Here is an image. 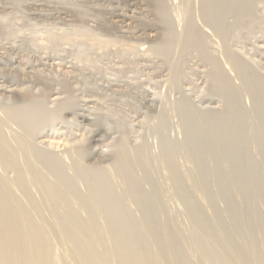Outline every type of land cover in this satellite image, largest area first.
<instances>
[{"label": "bare ground", "instance_id": "6f19581e", "mask_svg": "<svg viewBox=\"0 0 264 264\" xmlns=\"http://www.w3.org/2000/svg\"><path fill=\"white\" fill-rule=\"evenodd\" d=\"M88 1L84 0L81 5L71 10L48 6L41 2H36L35 7L40 8V13L51 15V17L57 14L58 17L66 20L75 15L82 17L86 9L90 7ZM106 1L110 2L109 12L113 15L110 24H104L105 18L102 19L107 29H117L124 36L145 43L149 50L157 54L162 53L171 57L175 55L174 51L197 50L210 64V78H212L210 81L213 82V90L216 91L217 96L223 99V104L216 110L200 112L197 107L195 110L194 106L192 107L187 101L177 100V102L168 103L170 110L177 114L183 124L202 126L204 130H200L209 137L207 138L209 141H206L207 144L213 145L212 147L226 149V151L233 148L238 151L237 148L257 147L264 151V74L259 72L245 55L242 56L244 53H241L239 48L236 50L237 48L234 47L239 32L252 23L251 20L256 11L258 13V10L264 9L262 7L264 0ZM147 17H151V20H147ZM96 18L99 19L97 15ZM255 19L257 20L256 17ZM137 20L140 22L137 23ZM210 40L217 46V55L208 51L207 44L209 45ZM175 57L170 58L172 61L169 63L175 73L174 76L177 75L179 68L176 66L178 62L174 60ZM2 59L0 58V69L3 65ZM169 81L176 83L177 80L171 75ZM7 83H9L8 79L2 81L0 91L11 93L10 90H2V87L4 89L7 87ZM46 100L48 101L47 98ZM40 105L25 104L21 101L15 103L0 101V264H61L62 261L60 262L59 259L61 255L59 257L58 248H55L56 230L62 232L60 238L58 237L59 243L64 246L73 242L85 264H114L117 260L118 264H148L141 259H145L149 254L148 249L152 244L145 245L144 242L143 245L141 241L145 238V233L147 236L150 233L146 231V228H149L148 221L151 215L148 211V200L155 203H153V209L158 208L159 204L157 207L156 200L160 192L158 189L156 191L151 189L150 192L141 190L138 183L142 184L143 178L151 182H154L153 179L161 188V182L165 183L162 185L166 187L169 180H174L180 190L184 179L193 178L194 181L204 183L203 187L196 188L198 197L204 199L208 180L215 178L217 182V173L213 169L208 171L211 166L200 162L202 159H195L198 157L197 151H195L196 157L192 156L193 154L185 155L186 153L182 151L184 146L182 142L185 138L190 140L185 137L187 129L183 130L184 137L179 138L177 143L161 139L162 147L159 146L158 151L154 149L148 151L149 144H145L148 148L144 144L134 148L135 145L129 146L125 139H122L116 144L117 146L115 145L113 153L105 154L98 150H88L89 147L85 148L84 145L78 148L70 146L58 130H55L51 117L45 115L46 111L44 112ZM77 117L74 121L81 119L86 122L91 121L87 115H82L81 119L78 118L79 120ZM103 123L99 120H96L94 125L92 123L94 142L101 141L102 132L105 129ZM195 133L199 134L198 131ZM205 139L202 141L205 142ZM69 159L71 164L66 166L65 162ZM243 160L239 158L231 162L236 173L244 169L242 168L245 165ZM251 162L250 165L253 164V161ZM112 176H116L118 181L122 182L123 191L117 190L115 183L110 180ZM174 183V188L168 186L172 190L176 188ZM182 192L184 195V191ZM169 193L172 192L169 190L167 194ZM132 205L137 207L134 208L137 211L136 214L143 211L144 219L137 220V216H133L135 214L129 213ZM159 226L157 225L156 228ZM162 229L165 230V226ZM221 233L219 231V234ZM150 235L153 238V232ZM110 237L114 240H110ZM170 240L168 239L169 242ZM169 242L165 243V248ZM140 243L143 246L148 245V249L146 247L139 249L138 247L142 246ZM212 252L208 251L205 254L208 262L227 264L219 259L213 260L212 256L215 255H211ZM136 258L141 259L139 261Z\"/></svg>", "mask_w": 264, "mask_h": 264}, {"label": "rangeland", "instance_id": "374dc122", "mask_svg": "<svg viewBox=\"0 0 264 264\" xmlns=\"http://www.w3.org/2000/svg\"><path fill=\"white\" fill-rule=\"evenodd\" d=\"M83 1L0 0V45L2 47L0 58H3L0 86L2 81L8 79L7 87L4 86L5 89L2 87V90L11 91V93L0 91V101L4 103L21 101L25 104L38 103L39 105L43 102L40 106L44 112L46 111L45 115L51 117L55 130H58L70 146L78 148L84 145L85 148L89 147L88 150H98L105 154L113 153L114 147L122 139H125L129 146L135 145L134 148L149 144L150 148L145 145L148 151L153 149L158 151L162 147L160 144L162 140L177 143L179 138L184 137L183 130L187 129L185 137L190 140L185 138L182 142L183 150L180 149L186 153L185 155L193 154L194 157L198 155L196 160L199 158L202 159L200 162L208 163L206 166H211L208 171L213 169L217 173V182L215 178H212V181L208 180L205 198L200 199L196 188L203 187L204 183L194 181L193 178L184 179L186 182H182L183 186H180V190L174 180H169L166 187L170 185L169 187L172 188L174 183L177 188V190L173 189L174 191L162 185L165 183L161 182L160 188L155 180L152 179L154 182H151L143 178L141 181L144 182L142 184L139 182L138 187L147 192L158 189L160 193L159 198L157 196L156 205L158 207L159 204V207L154 206L155 209H153L154 202L151 203L148 200V211L151 215L148 221L150 229L146 228V231L153 232L154 236L152 235L153 238H151L150 233L147 236L144 232L145 238L141 242L143 245L145 242V245L152 244V246L148 249V245L143 246L140 243L142 246L138 248L146 247L149 254L145 259H136L139 261L141 259L148 264L153 262V264H214L212 261L208 262L205 255L208 251H213L211 254L215 255L212 256L213 260L219 259L222 263L264 264L263 149L248 147L237 148L238 151L236 148L226 151V149L212 147L213 145L207 144L209 137L200 130L203 129L202 126L197 124L186 126L177 114L170 110V102H177V100L187 101L192 107L194 106L195 110L197 107L200 112L216 110L222 106L223 99L213 90L210 64L197 50L174 51L173 56L177 57L174 60L179 63L176 65L179 66L178 69L176 68L178 73L174 76L173 68L169 64L173 56L152 52L145 43L124 36L117 29L109 30L104 26L106 23L110 24V20L113 19L112 13L109 12L110 2L107 3L106 0H89L90 7L86 9L82 17L73 13L75 16L66 20L58 17L57 14L51 17V15L40 13V8L35 7L36 2H41L48 6L71 10L81 5ZM262 7L264 8L263 5ZM256 12L250 26H245L244 30L239 32L240 38L237 36L238 40H235L234 47L237 48L236 50L239 48V51L244 53L241 55H245L246 59L264 74V9ZM148 19L151 20V17H147ZM139 22L137 20V23ZM208 43V51L217 55L218 49L215 42L210 40ZM171 75L177 80L176 83L169 81ZM28 94L30 97L27 96ZM39 100H41L40 103ZM82 115L89 116L92 122L82 121ZM76 117L81 120L74 121ZM96 120L104 122L105 127L101 141L98 143L92 140L93 125ZM201 138L203 140L206 138L205 142ZM206 151L208 154L204 153ZM232 156H234L233 159ZM239 158L244 159L245 165L242 166L243 170L236 173L231 162ZM251 161H253L252 165H250ZM65 164L70 165V159ZM228 166H230L229 169ZM157 172L159 173L158 170ZM110 180L115 183L119 192L123 191L124 185L116 176H112ZM142 185L144 188L141 187ZM118 187L122 188L118 189ZM169 190L172 192L169 193L171 196L167 194ZM180 193L181 196H179ZM134 208L137 207L132 205L129 213L135 214L133 216H137V220L144 219L143 211L136 214L137 211ZM152 214H154L153 217ZM157 215H159L157 218L162 220L155 218ZM155 222L160 225V229L156 228ZM163 226L165 230L162 229ZM219 231L222 233L219 234ZM163 232L166 235L162 234ZM61 234V230L60 232L56 230L54 233L55 242L57 241L55 248H58L59 257L61 255L59 258L60 262L62 261L61 264H85L73 242L64 246L59 243L58 237ZM168 239L172 241L169 242ZM110 240H114L113 237H110ZM166 242H169L166 244L167 248H165ZM238 255L239 258H237ZM114 264H118V260Z\"/></svg>", "mask_w": 264, "mask_h": 264}]
</instances>
